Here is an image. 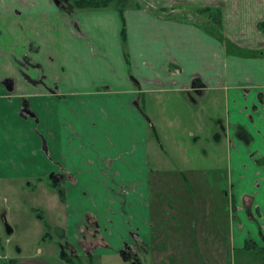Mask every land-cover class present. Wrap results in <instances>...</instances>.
I'll list each match as a JSON object with an SVG mask.
<instances>
[{
  "label": "crops",
  "instance_id": "crops-1",
  "mask_svg": "<svg viewBox=\"0 0 264 264\" xmlns=\"http://www.w3.org/2000/svg\"><path fill=\"white\" fill-rule=\"evenodd\" d=\"M130 2L134 5L120 15L114 8L66 13L56 0H0V62L1 55L7 61L0 65V183L44 185V175L60 173V194L54 190L57 217L45 203L44 217L81 256V244L89 241L80 232L87 214L98 225L104 256L134 243L150 245L154 183L149 163L153 160L158 170L174 168L165 161L164 147L172 144L170 129L178 126L172 122L179 121L159 105L172 103L174 112L176 101L200 104L195 113L200 126L189 131L191 136L203 133L204 120L215 124L210 108L220 106L225 114L216 121L221 133L214 141L224 143L225 135L231 151L233 202L229 212L221 188L216 207L206 204L204 210L216 209L212 226L229 235L234 248L235 241L240 246L245 231L234 219L256 229L251 220L261 218L257 213L264 206V0ZM170 7L219 9L221 37L192 19L155 12ZM24 99L33 115H22ZM150 103L156 117L147 110ZM200 150L205 159L206 150ZM199 185L214 183L201 177ZM37 192L52 198L46 187ZM221 219L229 225L220 227ZM6 228L7 234L14 233L13 227ZM53 246L49 242L44 249L50 253ZM98 247L91 248V256H98ZM24 248L10 257L0 240V260L13 258L20 264L21 258L43 253L38 246L23 257ZM220 253L225 247L220 246ZM66 260L63 255L51 263L70 264Z\"/></svg>",
  "mask_w": 264,
  "mask_h": 264
},
{
  "label": "rangeland",
  "instance_id": "rangeland-1",
  "mask_svg": "<svg viewBox=\"0 0 264 264\" xmlns=\"http://www.w3.org/2000/svg\"><path fill=\"white\" fill-rule=\"evenodd\" d=\"M136 3L142 5L139 2ZM129 5L134 4L129 0ZM178 16L180 19H192L195 14L179 9ZM198 21L200 24L204 22L202 20ZM211 29L210 27L209 30ZM1 56L0 65L4 64L3 61L7 64L5 55ZM36 56H41L39 51ZM22 66H24V62ZM6 82L7 79H4L3 83ZM171 104L159 105V108H163L164 114L170 118L175 116L179 118V121L172 122V127H176V124L178 126L170 129L171 138L173 139L172 144L164 147L167 152L165 161H170L171 167L174 168L158 170V165L154 166L153 160H151V164L149 163L150 170L152 169L149 171L150 181L154 183L149 197L154 239L147 248H143L144 250L139 249L136 258L137 263L205 264L208 261V264H262L259 258L262 255L261 252L255 255L253 250H241L240 246L243 245L246 239L253 241L256 250L260 245L264 246L263 204L260 203L261 209L257 213V216L261 214V218L251 220L256 225V229L238 218L234 219L235 224H238L245 231L243 243L239 246L235 241V248L229 240V235L217 232L213 227L217 219L216 209L208 212L204 210L206 204L216 207L217 190L223 188L226 192V207L231 212L229 204L233 202V198L228 180V173L230 172L228 164L231 151L225 135L223 138L224 143L222 139H220V143L214 141L217 136L216 132L221 133L216 129L218 126L216 121L223 118L225 110L220 106L213 111L210 108L212 115L215 117V124L211 119L204 120L203 133L194 132L191 136L189 131H197L200 126V120H196L195 113L201 109V105L193 106L188 101H176V104L173 105L174 112H172ZM155 108L156 106L150 103L147 110L156 117L158 113ZM42 114L46 117L45 108L42 109ZM164 131L166 132V129ZM160 133L163 134V129H160ZM195 140H197V144L192 143ZM201 147L206 150L205 159H201L199 156ZM185 167H187L186 171L181 172L184 171L183 168ZM52 174L53 172H50L48 175L43 176L44 185L35 184L32 187H27L19 184L5 185L3 181L0 183V240L4 252L11 257L17 255V251L22 246H26L21 250L22 256L25 257L34 254L38 246L43 250V253L36 257L21 258L22 260H19L20 264L24 262L41 264V261L54 264L51 263V258L61 259L63 258V251L71 252L70 247L66 246V242H61L60 233L57 232L54 226L48 225L44 217L43 204L45 203L47 211L53 210L58 196L56 192L60 191V173L56 179ZM201 177H207L210 182L214 183L213 187L200 186L199 179ZM54 180H57V183ZM19 181L21 180H12V184L20 183ZM216 182L222 183L223 186L217 188ZM44 187L50 193H53L51 199H44L37 192ZM121 190H123V187ZM57 212V210H53L56 217ZM88 213L92 212L88 211ZM56 220L60 221V217ZM232 221L233 219H230V222ZM207 223L210 224V228ZM219 224L220 227L224 228L229 225L224 219H221ZM6 227H13L14 233L7 234ZM245 228H247V231ZM207 229H209L208 232H206ZM128 233L130 234V232ZM49 242L55 243V246L50 250L51 254L44 249ZM61 243L65 247L61 248ZM220 246L225 247L223 255L220 253ZM103 249V246H99L98 250L100 252L95 253L98 256L93 254V257L91 255L87 257L85 254L73 257L71 254L69 262L70 264H122L121 259H124L121 254L122 250L113 256H104L101 254ZM129 256H132V254ZM131 260L134 259L131 257ZM123 263L131 264L127 260L126 263L125 261Z\"/></svg>",
  "mask_w": 264,
  "mask_h": 264
},
{
  "label": "trees",
  "instance_id": "trees-1",
  "mask_svg": "<svg viewBox=\"0 0 264 264\" xmlns=\"http://www.w3.org/2000/svg\"><path fill=\"white\" fill-rule=\"evenodd\" d=\"M60 8L66 12L70 13L72 11L77 10H100V9H108L114 8L120 15L122 14L123 10L128 7L129 0H57ZM179 8L170 7V8H161L155 10V12L164 17L170 19H180L178 16ZM188 13L195 14V17L192 18L195 21L199 22L198 20L204 21L201 25L206 29H213V32L216 36L221 37V12L219 9H211V8H201L194 11H188ZM122 18V17H121ZM193 20V21H194ZM200 23V22H199ZM211 29V30H212ZM120 35L122 36V43L125 42V31L122 27L120 31ZM57 183V181H54ZM60 194V191L58 192ZM91 215L87 214L84 218V223L80 229L82 236H85L86 224L89 222H93L94 220L91 219ZM96 227V226H95ZM91 231V229H89ZM90 240V239H89ZM101 241L98 240L96 245H100ZM94 245V246H96ZM241 250H253V253L257 255L259 253V249L256 250L255 244L253 241L246 239L244 242L243 247ZM262 264H264V256H259ZM0 264H15V259H7V260H0Z\"/></svg>",
  "mask_w": 264,
  "mask_h": 264
},
{
  "label": "flooded vegetation",
  "instance_id": "flooded-vegetation-1",
  "mask_svg": "<svg viewBox=\"0 0 264 264\" xmlns=\"http://www.w3.org/2000/svg\"><path fill=\"white\" fill-rule=\"evenodd\" d=\"M56 2L58 3L57 0H56ZM9 83H10V81L7 80L6 85L9 84ZM21 109H22V115L23 116L33 115V112L31 110L28 102L25 99L22 100V102H21ZM52 175L54 176L55 179L57 177H59V174L57 172H54ZM97 226L98 225H97L96 222L95 223L89 222L88 224H86V229L85 230H87L89 232V234L86 233L87 231L85 232V234L90 240L87 243L81 244L80 248L84 252L83 255L84 254L87 255V257H89L91 255V248L94 247V245H96V243H98V240H99L98 239V233L99 232L96 229ZM89 229H91V231ZM57 232H59V230H57ZM81 237H83L82 233H81ZM63 242H66V241H63ZM65 244H66L67 247H70V249H71V252H69L70 254L68 252H66V251H63V254H62L67 259L66 260L67 262L70 261L69 258L71 256V254H72L73 257H78L79 256V254L77 253L76 249H74L72 247V245H70V243L66 242ZM243 245H244V243H243ZM243 245L240 248H242ZM99 246H102V243ZM147 246L148 245H144V244H141V243H134V244H132V246H127L126 248L122 249V251L120 250L121 254H122V258H124L123 260L126 259L131 264H140V263H137V260H136V258L138 257V254H139L138 251H139V249L144 250L143 248H147ZM60 247L63 248V247H65V245H63V243H61ZM255 248H256V246H255ZM258 249H259V252H261L262 255L264 256V246L260 245ZM130 254H132V256H129ZM131 257L134 260H131Z\"/></svg>",
  "mask_w": 264,
  "mask_h": 264
}]
</instances>
